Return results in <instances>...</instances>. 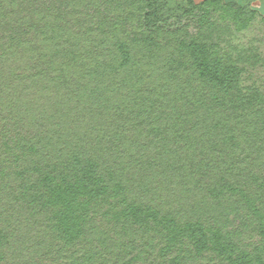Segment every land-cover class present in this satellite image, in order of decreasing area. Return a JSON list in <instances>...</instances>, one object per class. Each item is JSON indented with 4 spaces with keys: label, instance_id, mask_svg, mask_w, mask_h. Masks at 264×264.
I'll return each mask as SVG.
<instances>
[{
    "label": "trees",
    "instance_id": "obj_1",
    "mask_svg": "<svg viewBox=\"0 0 264 264\" xmlns=\"http://www.w3.org/2000/svg\"><path fill=\"white\" fill-rule=\"evenodd\" d=\"M262 23L0 0V264H264Z\"/></svg>",
    "mask_w": 264,
    "mask_h": 264
},
{
    "label": "rangeland",
    "instance_id": "obj_2",
    "mask_svg": "<svg viewBox=\"0 0 264 264\" xmlns=\"http://www.w3.org/2000/svg\"><path fill=\"white\" fill-rule=\"evenodd\" d=\"M239 3L248 4L250 5V2L248 0L239 1ZM259 31H249L247 32V37L254 36L256 38L255 45H257V48L262 54L264 55V23L259 25L257 27ZM256 74V80H258L259 83H262L264 85V64L259 65L258 68L255 71Z\"/></svg>",
    "mask_w": 264,
    "mask_h": 264
},
{
    "label": "crops",
    "instance_id": "obj_3",
    "mask_svg": "<svg viewBox=\"0 0 264 264\" xmlns=\"http://www.w3.org/2000/svg\"><path fill=\"white\" fill-rule=\"evenodd\" d=\"M195 2H200L202 0H194ZM237 2L243 0H235ZM245 1V0H244ZM250 2V6L256 9L260 14L264 16V0H248Z\"/></svg>",
    "mask_w": 264,
    "mask_h": 264
}]
</instances>
